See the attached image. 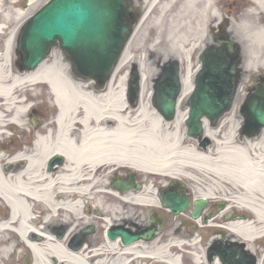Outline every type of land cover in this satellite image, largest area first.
<instances>
[{
	"label": "bare ground",
	"instance_id": "6f19581e",
	"mask_svg": "<svg viewBox=\"0 0 264 264\" xmlns=\"http://www.w3.org/2000/svg\"><path fill=\"white\" fill-rule=\"evenodd\" d=\"M219 1L150 0L147 4L144 17L162 2L155 23L156 34L147 47L148 58L158 53L156 48L165 45L167 52L186 61L179 103L192 86L190 50L200 36L199 28L208 18L217 17ZM246 1L251 12L264 17V0ZM20 4L17 0H0V33L5 25L9 30L12 16L23 13ZM169 9H175L180 22L170 20L163 27L162 18ZM235 31L240 40L246 38L239 27ZM9 33L0 51V137L11 127L25 130V118L32 110L29 100L38 97L37 87L46 89L45 97L56 114L42 131L33 132V141L27 149L17 153V144L3 151L0 148V262L22 244L30 252L32 264H208L199 252H192L191 262L181 258L178 249L195 248L196 241L188 242L176 235L128 246L122 245L119 238L101 239L98 244H85L79 250L68 245L71 234L92 220L100 222L104 230L114 220L124 218L135 224L129 212L156 206L154 182L165 187L169 178L190 184L206 180L207 191L199 190L197 195L204 199L213 195L211 184H221L227 188L225 193L229 192L228 209L233 206L239 211H249L254 219L227 220L223 228L248 241L251 250V243L264 237V132L256 140L241 139L230 122L231 116L226 118L230 129L224 127L226 119L217 128H210L206 121L204 134L214 144L202 150L183 137L180 126L186 111L177 110L174 121L166 122L148 102L142 101L150 63L148 68L142 61L139 64V106L133 109L126 104L125 75L115 78L119 67L130 57L126 47L106 89L96 91L89 84L73 79L54 53L32 71L20 74L10 71L7 65L14 34L10 30ZM257 38L264 40V26L257 32ZM244 62L247 67L255 65L247 55ZM35 125L34 122L32 126ZM55 155L63 156L64 163L49 171L47 165ZM20 161L25 163L19 168L11 171L2 168L5 163ZM128 171L143 178L142 188L122 191L114 187L112 176ZM59 221L70 223L62 239L44 228ZM39 237L43 239L38 240ZM99 251L108 254L100 255ZM261 262L259 259L257 264Z\"/></svg>",
	"mask_w": 264,
	"mask_h": 264
},
{
	"label": "water",
	"instance_id": "95a60500",
	"mask_svg": "<svg viewBox=\"0 0 264 264\" xmlns=\"http://www.w3.org/2000/svg\"><path fill=\"white\" fill-rule=\"evenodd\" d=\"M131 9L130 0H49L26 21L18 35L17 52L22 68L35 69L51 47L58 45L77 76L104 83L131 34ZM228 28L226 23L216 29L197 52L200 68L193 77V89L183 105L188 107L185 124L189 136H201L203 119L215 125L231 110L244 78L242 43L235 31ZM159 56L162 54L155 52L148 58L155 69L151 76L152 106L170 120L175 115L181 92L180 61L175 55L165 59ZM128 87V96L135 101L139 91L136 63L130 69ZM240 113L244 120L243 132L249 137L257 136L264 128V77L257 78L253 88L247 90ZM9 166L5 165L4 170ZM162 203L177 214L187 208L188 199L181 193L167 192ZM203 205V201L195 203L193 217L199 215ZM152 223L154 219L150 217L145 228L150 229L143 233L130 234L115 228L108 231V236L113 240L120 235L124 244L139 238L150 240L156 232L150 227ZM74 241H77V248L81 246L77 237ZM216 255L221 264L256 262L255 256L244 249V243L224 247L213 243L207 250L209 262Z\"/></svg>",
	"mask_w": 264,
	"mask_h": 264
},
{
	"label": "rangeland",
	"instance_id": "374dc122",
	"mask_svg": "<svg viewBox=\"0 0 264 264\" xmlns=\"http://www.w3.org/2000/svg\"><path fill=\"white\" fill-rule=\"evenodd\" d=\"M20 1V6H21V11L23 12L20 16H12L9 24V30L12 31L15 29H17V27L23 22L25 21L28 17H30L39 7H41L47 0H30V2H33L30 4L29 3H23V0H17ZM150 0H148L147 3H149ZM146 2V1H145ZM137 0H133V4H136ZM162 5V2L159 3L157 6L153 7L148 14L144 17L143 21L137 26V28L134 31L133 36L131 37V39H129L127 45H126V49L127 52L129 54V59L127 60V62H125L123 65H121L117 71V73L115 74V78L116 80L125 75L127 73V70L131 64V62H136V64H140V62L142 61L143 64L146 65V67H149V60H148V54H147V47L150 45L149 41H152L155 37L156 34V29L157 27H155V23H156V19L159 17V9ZM216 10H217V18L214 17H210L206 20V22L199 28V38L198 40L194 41L196 44L195 46L192 48V50H190L191 52L189 53L190 56V66H191V78H193L194 72L196 70V68L199 66V61L196 58V52L197 49L199 47L202 46V43L205 41H209L210 40V34L211 32L218 27L217 25V21H221L222 23H228L230 26V29L235 31V29H237V27L240 28L241 32L244 33V35L246 36V38H243L241 41L242 43V56H243V64L242 67L244 69V78H243V84L242 86H240V90L239 93L237 95V99H236V103H235V107L231 113V124L232 126L235 125V128H237L236 133L238 132V129L241 125V117H239L238 115V106L240 105V102L242 100L244 91L246 89V87L248 86V84L251 83L252 81V77L253 75H264V40L257 38V32L264 26V17L263 15H257L254 14L253 12H251V8L248 5L246 0H221L219 1V4L216 6ZM192 18H196V17H192ZM191 18V20H193ZM170 20H174L175 23H179V19L178 17L175 16V9H169L167 12H165L163 18H162V22H163V27H165V25L170 21ZM216 23V24H215ZM12 28V30L10 29ZM196 28H198V26H196ZM7 30V31H9ZM236 35L237 32L235 31ZM8 34V33H7ZM4 38V35H0V50H1V46H2V40ZM194 39V38H193ZM189 42V41H188ZM191 42H189L188 44H190ZM161 47V46H160ZM156 50L158 52L162 53V57L163 59L170 57L169 55L173 56L174 53H170L166 51V46H162L161 48H156ZM51 53H54L62 62L63 64L66 66V69L70 70V66L68 61L66 60V58L64 57V55L62 54V52L60 51V49L58 47H54L51 51ZM50 53V55H51ZM50 55L48 56V58L50 57ZM249 57L252 59L253 63L255 65L251 66V67H247L244 64V57ZM179 59L181 60V74L184 73L185 70V66H186V61L184 60V58H182L181 56H179ZM11 61L9 62V64L7 65L8 70L10 71H14L16 73V70L14 68L13 65V58L10 59ZM147 67V68H148ZM151 71L152 73L150 74L149 72V77L147 79V81L145 82V90H144V99L142 101L144 102H148L149 103V98H150V92H151V88H150V81H151V76L153 75V72L155 71L154 69V65H152L151 67ZM149 68V69H150ZM140 70V69H139ZM45 90L43 89H39V87L36 88L35 90V94H38V97L34 98L33 101L31 102L32 104L36 106H40L42 105H48L47 101V97H45ZM41 103V104H40ZM148 106V105H147ZM181 104L178 105V110H181ZM230 116V115H229ZM227 118V117H226ZM229 122V123H230ZM228 121L226 119L225 121V125L224 127H226L227 129H230L231 127H228ZM238 125V127H237ZM14 132H10L8 133L9 135H13V137H15V135H17L15 137V139H19L21 142L24 140L22 134L18 131H15L13 129ZM21 134V135H20ZM7 135V134H6ZM4 138V137H2ZM14 141V139H13ZM14 143V142H13ZM12 143V144H13ZM11 146H7V148H10ZM6 150V149H5ZM185 181V180H184ZM186 186L188 187L190 193L192 196H194L195 198L198 197V191H207L208 189V183L205 180H201L200 184H193V183H189L187 181H185ZM210 192H213V195L210 197V201H208V205H206V207L203 209V213L201 215V218L197 221L192 220L191 218H189V212L186 211V213L184 215H179V216H172L170 215L168 212H163V211H156V213H158L160 216L165 218V222L166 225H170V226H178V225H184L185 228H178V232L177 234L175 233L176 236L181 237L182 239H185L186 241L190 242L192 239H195L196 241V246L195 248H190L189 246H186L185 248H181L178 249V255L187 260V262H191L192 260H190L191 256H192V252H199L198 254L201 255V253H203V256L201 257L203 261L207 262V257H206V248L208 247L210 240L214 239V238H221V236L223 235V233H227V230H225L223 228V224L224 222H226V219L224 220V217L217 219V221H219L218 223L215 222L213 223V221H215V217H217V215H220L221 213L224 212V210L226 211V207L220 206V208L217 206L218 203L215 202L213 203L212 200H218L223 201L225 199H227L229 197V192H226L224 190L227 191V188L222 187L221 184H211L210 186ZM229 191V189H228ZM200 193V192H199ZM226 201V200H225ZM232 209V208H231ZM238 209V208H237ZM230 209H228L229 211ZM5 213H7V210L5 209ZM131 214V218L134 219L135 221L137 220H144L145 216L148 214L147 211H145L144 209L141 210H137L136 211H130L129 212ZM233 213H241L238 211H234ZM244 213V212H243ZM247 217L248 220H254L253 219V214H247L244 213ZM133 215V216H132ZM168 215V219L166 216ZM204 215H209L208 219H207V223L203 222V216ZM96 219V218H95ZM223 221V222H222ZM255 221L257 222V219L255 218ZM96 225H98L100 227V229L97 231V234L95 235V239L96 241H101V239H103V235H104V229H101V223L96 221L95 222ZM70 224V223H68ZM225 230V232L223 231ZM164 233V231L162 232V234ZM174 232H171V235H173ZM170 235V234H168ZM165 235L164 236H168ZM191 239V240H189ZM103 241H105L103 239ZM151 242V241H149ZM247 245L249 244L248 241H246ZM253 243V244H252ZM251 243L253 250H251V252L253 251V254H255L259 259L262 260L261 264H264V237H260V238H256L255 241H253ZM249 246V245H248ZM250 249V246H249ZM0 264H32L31 262V256H30V252H28L26 250V248L20 244L19 248L11 250L9 252V254L6 255L5 259L3 261L0 262ZM218 264H220L218 262Z\"/></svg>",
	"mask_w": 264,
	"mask_h": 264
},
{
	"label": "flooded vegetation",
	"instance_id": "af4514ba",
	"mask_svg": "<svg viewBox=\"0 0 264 264\" xmlns=\"http://www.w3.org/2000/svg\"><path fill=\"white\" fill-rule=\"evenodd\" d=\"M11 54L13 55V52L11 51ZM14 56V55H13ZM95 86V85H94ZM48 102V105H40V106H36V107H32V110L31 112H29L25 118L26 122H27V126L25 127V130L23 131L22 133V136L24 138V140L21 142L19 139H15V137H11L10 139H8V141H6V144L7 146H13L15 144L19 145V150L21 149H27L29 146H30V143L31 141H33L32 139V134L33 132L35 131H42V127L48 122V121H51L54 117V115L56 114V110L51 108V105L49 104V100L47 99ZM36 123L35 127L32 126L33 123ZM181 129L183 130V137H185L187 140H190L189 138L186 137L185 133H184V125L183 123H181ZM74 138H78V135L77 133L75 132L74 133ZM14 139V141H13ZM14 142V143H13ZM13 143V144H12ZM194 143L198 146V142L196 140H194ZM213 145V141L210 143V145L208 146H211ZM7 146H5L4 144L1 145V147H4L6 148ZM10 147V148H11ZM9 148V149H10ZM17 149V150H18ZM62 158V162L61 164L64 162V158L61 156ZM61 164H57L58 166H60ZM120 177H122L121 179H126V173H120L118 172ZM118 173H116L114 175V177L116 175H118ZM137 175H135V179H134V183L139 185V188H142L144 186V180L143 178H140V177H136ZM112 176V181H113V178ZM154 185H155V188H154V194H155V197L156 198H160L159 194H160V191H175V192H178V191H181V190H185L181 185L180 183L174 181V180H171V179H167V182H166V185L165 187H162L160 186L159 184H157L156 182H154ZM153 213V212H152ZM156 217H155V222L158 223V233L159 235H157L156 238H158L159 236H164V233L165 235L169 234V232H173V227L170 226V225H166V222H165V218L160 216L159 214L155 213ZM149 216V215H148ZM166 216V215H165ZM167 219H168V215L166 216ZM146 218L144 220H137L135 221V224L133 222L130 221L131 225H120L121 228H125L126 230H137L139 227L143 226V224L145 223L146 221ZM206 215L203 216V221L205 222L206 219ZM128 221H126L127 223ZM83 226H80L79 228H77L76 230H78L77 232H79L81 229H82ZM111 227V225L109 226ZM108 227V228H109ZM44 228H47L46 225H44ZM181 228H185V226H181ZM100 229V227L98 225L94 226L93 227V232L89 235V237H85L84 238V243L83 245L85 244H88V245H95L98 243V241H96L95 239V235L97 234V231ZM101 229H103L101 227ZM164 231V233L162 234V232ZM76 232V233H77ZM67 233V231H65L61 237L64 238L65 234ZM155 238V239H156ZM139 241H143V240H139ZM120 243L122 244L121 240H120ZM82 245V246H83ZM123 245V244H122ZM80 249V248H79Z\"/></svg>",
	"mask_w": 264,
	"mask_h": 264
}]
</instances>
